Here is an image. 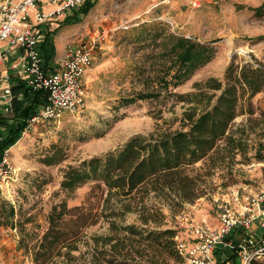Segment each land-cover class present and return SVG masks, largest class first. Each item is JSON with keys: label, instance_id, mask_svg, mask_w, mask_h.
Wrapping results in <instances>:
<instances>
[{"label": "rangeland", "instance_id": "1", "mask_svg": "<svg viewBox=\"0 0 264 264\" xmlns=\"http://www.w3.org/2000/svg\"><path fill=\"white\" fill-rule=\"evenodd\" d=\"M91 2L86 15L77 12L80 20L60 28L56 35L58 40L63 38L65 47L95 43L93 62L84 77L85 107L23 132L9 149L13 174L0 195V264H32L26 246L45 231L51 207L63 199L69 207L86 202L97 183L82 185L72 194L63 192V169L113 152L134 136L179 128L187 105L178 95L194 92L196 83L210 77L222 81L232 62L264 63V9L255 10L264 0H188L178 9L167 0ZM165 19L176 28L171 29ZM53 21H58L53 29L62 23L61 19ZM143 24L151 25L147 28L155 32L153 36L163 31L154 48L129 43L130 32ZM181 38L207 47L209 59L182 72L179 79L174 78L178 66H173L165 76L169 85L164 87L158 79L172 60L162 56L163 51ZM152 91L157 96L140 99ZM251 108V114L238 115L231 126L233 137L243 141L241 150L235 152L233 161L215 168L207 158L190 168L192 174L200 175L203 195L179 208L160 206L164 228L179 235L182 224L189 221L216 225L220 206L229 203L233 190L254 194L264 189V161L256 157L259 146L264 149V92L252 98ZM49 156L54 157L53 164L44 161ZM102 190L103 186L94 189L90 202L95 206L106 197ZM117 222L140 224L135 213ZM102 225L88 232L106 233L107 224ZM167 264L184 261L169 259Z\"/></svg>", "mask_w": 264, "mask_h": 264}, {"label": "trees", "instance_id": "2", "mask_svg": "<svg viewBox=\"0 0 264 264\" xmlns=\"http://www.w3.org/2000/svg\"><path fill=\"white\" fill-rule=\"evenodd\" d=\"M93 7L86 0L78 11L66 16L53 31H44L39 46L45 72L51 69L55 55L53 37L64 26L78 22L77 12L86 15ZM264 9V4L255 9ZM143 24L130 32L129 43L147 44L154 48L162 30H148ZM208 48L188 39H177L163 51L172 61L158 83L167 87L165 76L178 66L174 78L179 79L190 67L209 59ZM21 99H13L11 121L0 117L4 126L0 142V157L20 139L28 120L46 103L44 91H31L23 82L13 88ZM264 92V63L254 60L242 65L233 62L224 79L210 77L195 84V91L178 98L187 108L182 112L180 126L175 130L159 131L147 136L130 138L122 147L101 156L83 160L77 166L63 169L61 190L73 193L78 187L96 182L86 202L69 207L63 199L54 204L47 215V227L35 242L26 246L32 264H167L175 259L183 262L176 249V231L164 228L163 204L181 207L203 195L195 164L205 160L212 168L233 161L242 147V139L233 137L231 126L238 115L251 114V100ZM157 92L140 95V99L155 97ZM244 107L247 109L244 111ZM223 141L222 144L220 142ZM264 149L256 157L264 161ZM53 156L44 159L53 164ZM106 191L98 206L91 203L94 189ZM152 199L154 201H152ZM13 213V212H12ZM135 213L139 225H120L117 219ZM107 224L106 233H89L96 225ZM103 226V225H102ZM231 239H234L232 236ZM226 259L221 261V254ZM215 264H226L235 255L227 250L216 252Z\"/></svg>", "mask_w": 264, "mask_h": 264}, {"label": "built area", "instance_id": "3", "mask_svg": "<svg viewBox=\"0 0 264 264\" xmlns=\"http://www.w3.org/2000/svg\"><path fill=\"white\" fill-rule=\"evenodd\" d=\"M85 1L0 0V65L20 51L11 68L22 73L28 89L44 91L47 97L46 103L28 120L24 132L85 107L84 77L93 62L95 43L68 44L63 60L52 72L43 70L39 50L44 39L42 26L74 13ZM165 22L171 29L177 26L170 19ZM4 94L9 95L8 88ZM2 138L0 133V142ZM9 149L0 157V195L13 174ZM255 221L264 229V189L254 194L233 190L229 203L220 206L216 225L195 221L182 224V234L175 237L176 249L184 264H215L219 250L235 254L238 264H264V230L261 234L252 232ZM238 232L242 239L235 243L231 237Z\"/></svg>", "mask_w": 264, "mask_h": 264}, {"label": "crops", "instance_id": "4", "mask_svg": "<svg viewBox=\"0 0 264 264\" xmlns=\"http://www.w3.org/2000/svg\"><path fill=\"white\" fill-rule=\"evenodd\" d=\"M167 1L170 2L171 8L175 7V9H178V8L184 6L185 2H187L188 0H167ZM162 2L163 1H161V3ZM70 15H68V16H70ZM63 19H61V20H63ZM57 22L58 21L47 22L42 26V29H47L48 31H53V30H55V29H53V26L58 25V24H56ZM57 33H56V35H57ZM56 35L53 37V42H54V47H55V55H54V58H53L52 63H51V69L47 72H52L55 69H57V67L59 66L60 62L63 60V57H64L65 46H64L63 38L61 37L58 40ZM19 55H21L20 51L15 53V54L10 55L8 62H5V63L0 65V117L7 119L8 121H11V119H12L14 97H17L18 99H21V97H22V95L20 93L15 94L13 92V88L19 82L24 83L23 75H22V73H20V71L14 70L11 68L12 65L14 63H16ZM7 88L9 90V95L4 94V91ZM3 131H4V126H0V133H2ZM2 135H3V133H2ZM202 222H207V221H202ZM251 230H252V232H254L256 234H261L262 230H264V229L260 228L259 221H255ZM241 239H242V237L239 236L238 233L235 234V236H234L235 243L239 242ZM230 253H232V252H230ZM233 255H235V254H233ZM220 258H221V261L226 259L224 252H222ZM216 262H217V256L215 255V263ZM238 262H239V260L235 255L233 260L227 261L226 264H238Z\"/></svg>", "mask_w": 264, "mask_h": 264}]
</instances>
